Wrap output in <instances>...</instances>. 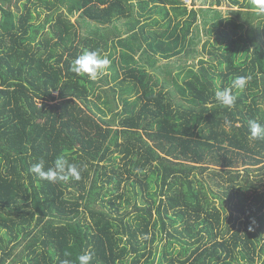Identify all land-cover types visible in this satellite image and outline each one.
<instances>
[{"label":"trees","instance_id":"16d2710c","mask_svg":"<svg viewBox=\"0 0 264 264\" xmlns=\"http://www.w3.org/2000/svg\"><path fill=\"white\" fill-rule=\"evenodd\" d=\"M18 1L0 0V264H78L86 252L90 264H264V181L245 179L251 166L264 174V139H250L248 128L252 119L264 125L263 21L255 34L239 33L245 24L232 18L231 30L217 28L212 46L222 69L216 73L204 61L198 71L189 69L178 99L172 90H156L144 64L118 46L142 50L140 60L153 65V50L178 55L189 32L196 45L198 28L188 19L198 13L184 0H38L34 5L52 12L48 30ZM79 10L85 33L71 19ZM124 18L131 34L113 37L117 32L108 29ZM214 20L216 27L224 23ZM158 24L169 37L176 34L174 41L147 31ZM85 50L116 52L134 64L124 72L133 85L118 97L117 129L100 105L94 103L98 115L90 104L105 97L110 109L117 90L70 70ZM239 76L250 79L245 90H232L234 105L216 101V89ZM59 156L80 169L79 180L52 183L30 171L41 159L47 170ZM239 164L246 176L232 170ZM164 233L169 240L159 250Z\"/></svg>","mask_w":264,"mask_h":264},{"label":"rangeland","instance_id":"374dc122","mask_svg":"<svg viewBox=\"0 0 264 264\" xmlns=\"http://www.w3.org/2000/svg\"><path fill=\"white\" fill-rule=\"evenodd\" d=\"M16 1L18 0H14V2ZM218 1L220 2L218 3ZM251 1L252 0H184V4L188 8V10L196 9L198 13L196 15L195 20L188 19L189 23H191L193 26L192 30L194 29L196 30L198 28L197 38H195L197 44L190 45L189 43V39L194 33V31H192L188 33V36L184 44L181 43L180 46L176 47L175 51H177L178 55H174L170 58H164L162 53H160L158 50L154 51L152 49L154 52L151 50L153 52V53L151 52V54L153 55L154 58H156V62H154L153 65H150L147 58L145 57L141 58L140 60V56H141L140 54L142 50L138 52H131L128 50V47H125L124 45L121 44H119L118 49L126 50L127 52H129V54H131V56H133L136 59V61H139L140 63L144 64L145 70L152 75L151 83L152 86L156 88V90L159 91L161 88L164 90H172L176 95V97L178 99H181L180 93L176 92V90L178 86L185 85L184 82L189 69H194L195 71H198L202 66V61L205 62L204 66H206L207 68L211 67L212 70L216 69V73H219L220 69H222V66L219 64L220 50L215 49L214 46H212L214 44H218V42L216 41L217 35L215 33L217 28H219V30H226V31L231 30L230 26L227 25L226 20L232 18L236 22H243L245 24L244 29H242L239 33H243L244 35H246L247 33L250 32L254 34L257 32V28H258L257 26L260 25L259 21L262 20L263 21L262 25L264 24V14H258L255 8L248 6L249 4L252 3ZM31 2L32 3H30L28 0H19L18 5L21 6L22 4L27 3L34 12V15L36 17L35 23L37 25L39 24L45 25V29L48 30L53 21L46 23V18L52 16V12L48 11L47 9L44 10L45 8L34 5V2L39 4L38 0H31ZM209 8L218 9L220 11L219 16H221L224 23L221 24L219 27H216L214 25L215 24L214 19H218L219 16L215 18L214 15L216 14H211L209 13V11H207V9ZM61 10L66 11L67 8L63 6ZM38 12L39 15H36L38 14ZM80 12L81 11L79 10L75 14H73L71 16V19L74 22L76 21L77 29L79 30V32L85 33V27H83L85 25L83 21L78 20V18L80 17ZM185 19L186 16L184 17L183 21ZM128 21H129L128 18H124L121 21H117V23L111 25L112 27H110L108 31L117 32V34H113L114 35L113 37L118 36L123 39L124 37H127L131 34V30L128 29V25H127ZM207 21L209 23H207ZM172 25H174V23ZM211 27L214 28H212V31L208 33V29H210ZM166 28L167 27L165 25L158 24L147 27V31L150 33H154L156 31H158L159 33L162 32V39L164 40V42L174 41L176 34L174 33L172 37H169L168 30H166L167 32H163ZM179 35L180 37L182 36L181 28L179 31ZM219 42H221L220 39ZM189 47L191 48L193 47L192 48L193 50L189 52L188 55L186 51ZM117 52L120 51L118 50ZM108 53L109 52H107L105 56H107L110 59L111 64L105 74L98 75L97 80H98V84H101V88H103V90L107 92L111 91L112 88H115V90H117L116 93L117 101L115 100L116 101L115 102L113 100L112 103L109 102L108 106L110 107V109L107 106H104V104L102 103V101L105 100V97L102 98L101 101L97 98H92V103L90 104L93 110L95 111V113H97L98 115H101V113L95 107L94 103L100 105V107H102V109H104L105 112L107 113L106 116L107 119H113V118L115 119L112 127L114 129H117L119 126H118V119L115 118L116 112L121 111V109L123 108V103L119 101L118 97L123 89L126 88L128 89L129 86L133 85V82L125 79L124 72L129 67H132L134 64L133 63L130 64L129 62H124V60H122L121 55L119 53L115 54L116 52H114L112 55H110V57ZM116 76L119 77L116 78ZM217 82H220L219 79H217ZM138 94L139 93L132 94L130 99L132 100L135 99L138 96ZM112 148L114 149L115 145H112ZM211 167L216 170L221 169L220 167H216V166H211ZM245 167L246 166L239 164L233 167L232 170L240 171L241 175L246 176ZM257 167L258 166H251L249 175L245 177V179L248 178L249 180L247 181H251L256 184H261L260 183L261 181L258 180L262 178L264 181V174H262V171H259ZM215 180L220 181L221 179L218 176L215 178ZM206 183L210 184V186L215 191H219L220 186L215 183L212 184V181L209 178L206 181ZM122 190L123 188L121 189V191ZM72 195L78 196L79 192L76 191L72 193ZM106 199H108V197H106ZM212 200L215 203V205H220L219 198H214V196H212ZM82 210H83L82 216L85 215L86 218L85 216L84 218L86 219V221L90 222L91 220L89 214L86 212L84 207L82 208ZM128 210L133 211V207L130 206ZM225 215L228 216L227 213H225ZM227 223L231 224L232 221L226 218L224 224ZM259 237H261L262 239L261 242L264 243V230L260 232ZM168 240L169 239L165 233L160 234L159 239L156 242V244L159 245L158 249L162 250L163 246L168 242ZM173 243H174L173 244L174 248L180 252L181 244H179L176 241H174ZM155 264H157V262Z\"/></svg>","mask_w":264,"mask_h":264},{"label":"clouds","instance_id":"9594fccd","mask_svg":"<svg viewBox=\"0 0 264 264\" xmlns=\"http://www.w3.org/2000/svg\"><path fill=\"white\" fill-rule=\"evenodd\" d=\"M252 3L258 14H264V0H252ZM110 64V59L99 51L85 50L72 61L70 70L77 75L85 74L89 79L95 80L98 75L106 73ZM249 79L250 77L239 76L232 81L231 87L217 88L215 91L216 101L224 106L232 107L236 99L232 94V90H245ZM225 124L226 126H231V122L228 120H225ZM248 128L250 139H264V125L257 120H249ZM30 171L39 179L52 183L69 179H80V169L75 164H70L63 156L57 157L47 170H45L44 161L41 159L38 163L31 166ZM91 260L92 254L87 252L77 257L78 264H90ZM62 264H74V262L66 259Z\"/></svg>","mask_w":264,"mask_h":264}]
</instances>
